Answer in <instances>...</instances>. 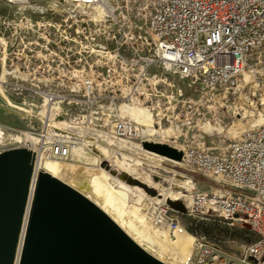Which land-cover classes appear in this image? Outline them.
Segmentation results:
<instances>
[{"label":"built area","instance_id":"built-area-1","mask_svg":"<svg viewBox=\"0 0 264 264\" xmlns=\"http://www.w3.org/2000/svg\"><path fill=\"white\" fill-rule=\"evenodd\" d=\"M31 2L66 15L69 6L95 11L104 4L108 13L95 20L96 33L99 40L104 35V41L114 46L108 50L100 41L95 45L88 41L91 49L81 54L110 64L83 65L81 72L54 64L53 59L60 58L47 48L44 56H29L38 60L30 63L25 53L42 50L33 42L19 46L17 35L25 39L37 24L22 14L15 19L0 14V99L21 112L26 123L24 128L0 124V143L5 141L0 153L26 150L32 154L24 216L32 187L30 216L41 172L35 171L38 153L48 160L71 161L74 152L86 155L91 144L117 141L123 142L118 151L127 152L130 143L142 138L143 129L123 117L120 108L133 102L143 105L153 90L161 95L155 79L164 73L188 80L191 88L202 86L219 94L233 91L246 73L257 80L252 68L264 66V0H120L121 4L117 0L113 4L107 0H0V7L19 11ZM43 32L47 43L50 33L44 26ZM132 51L135 54L129 58ZM56 85L66 90L52 91ZM4 93L14 99V105ZM89 104H94V110L84 107ZM184 156L194 172L215 184L206 191H194L190 214L246 224L254 236L247 244L232 241L235 245L230 250L196 236L189 264H264V126L218 151L201 145ZM149 213L157 226L170 230L179 226L166 205L153 204Z\"/></svg>","mask_w":264,"mask_h":264},{"label":"rangeland","instance_id":"rangeland-1","mask_svg":"<svg viewBox=\"0 0 264 264\" xmlns=\"http://www.w3.org/2000/svg\"><path fill=\"white\" fill-rule=\"evenodd\" d=\"M107 3L113 4L115 0H107ZM117 3L121 4L120 0H117ZM119 4L118 6L120 7ZM122 5H124V3H122ZM41 7L46 8V6H42L40 3L36 4L32 2L23 9H19V11L16 8L8 9L7 7H0V14L8 15L13 19L23 16L37 24L33 28L34 33L30 35L31 37L28 35L27 37L25 36L26 38L24 39L22 34L17 35L16 43L19 46L22 47L24 44L27 45V43L33 42L38 49L41 48L42 50L36 53H25L30 63H36L38 60L32 57L30 58L29 56H44L45 48L52 51L60 58L59 61L56 60L58 58H54V64L61 63L69 65L74 70L80 72L82 71L83 65L97 64L98 66L106 62L97 56L91 55L88 57L81 54L85 48L91 49L88 46V41L90 45H95L100 41L105 44L108 50L112 49L114 46L113 43H106L104 41L106 38L104 35L99 40L96 33L99 25L96 24L93 19V17L96 16L94 10H82L74 6H69L68 14L66 15L62 14L59 9L55 7H51L50 10L49 8L47 10L40 9ZM109 8H111L115 14L114 9L111 6H109ZM78 10L80 11L78 12ZM122 10L125 11V9ZM81 11H83V14H81ZM84 12L91 15L88 16L84 14ZM21 14L22 16H20ZM66 18H68L67 23L64 21ZM105 19L108 20V18ZM107 24L108 23L105 25ZM43 26L48 29L50 33L47 43L43 32ZM18 33H20L19 30ZM21 41H23V43H21ZM13 42L14 41L11 43ZM133 54L135 53L132 51L128 57H133ZM106 63L110 64V62ZM69 70L71 71V69ZM256 71L257 74H255ZM153 73L154 71L152 70L151 74ZM247 74L251 75L250 73ZM252 74L253 76H259H257L255 83H253L255 85L246 86L242 76L237 87L230 93L221 92L219 94H212L202 89V86H197L196 89L193 87L191 88L188 80L180 79L173 73H164L162 76L155 79L158 81L155 85H160L158 90L161 95L155 93L154 90L152 92L150 91L151 96L146 99L143 105L133 102L130 108L123 110L127 116L130 111L138 108V106L147 108L148 111H150L149 113L145 109L148 119H145L146 122L144 125H141L142 129H144L145 137L133 141V144L130 143L132 147H129L127 152H121L124 159H128L132 162L140 160L148 163L151 161V164L160 163L158 166L173 174L157 171L156 175H152V178H157L153 179V181H157V183L165 189L171 187L170 178L172 177H175L176 180L180 179L181 181L189 179L192 182L194 191L198 192L206 191L214 187L215 184L212 181L203 178L189 167L184 155L189 149L201 145L211 147L215 149V151H218L228 143H231L230 141L238 138L240 134H238V130L240 128L248 126L255 121H257L255 122L256 124L264 122V66L257 65L256 68H252ZM148 81H151L150 83L152 84L155 83L153 79H148ZM50 89L59 92L61 90L63 92L66 90L58 85ZM6 95L7 93H4L5 100H9L11 105H14L12 104L14 99L7 98ZM240 98H245L246 101L249 102L245 106L249 111L245 114V118L243 119L236 115L237 113H243V111H235L233 108L236 103H239ZM248 106L250 108H248ZM84 107L94 110V104L85 105ZM22 117L23 114H21V112L8 106V104H5L4 100L0 99L1 125L12 128H24L26 123H24ZM32 121L36 124L35 119ZM2 143H5V141L2 140L0 144ZM1 146L2 145H0V148ZM165 148H169L170 153H166ZM96 151L97 150L94 152ZM78 153L81 154V151ZM88 153L90 152L88 151ZM148 153H150L149 156H146ZM151 154L153 155L151 156ZM86 155L80 157L81 160H79L81 165L85 167L95 168L98 165L103 171L111 174L113 173L110 171L111 168L108 167V165L113 164V168H120L113 162H104L99 165L98 162L95 161L89 164L90 162ZM156 155L159 157L161 156L164 160L154 158ZM156 159L159 160L157 161ZM68 162L75 163L73 160ZM122 163L125 165L124 161L121 162V164ZM148 169L150 168H145L143 171L146 172ZM178 176H183V178ZM121 179L128 182L125 176H122ZM129 183L133 184V182ZM173 191H175V189H173ZM179 191L182 190L179 189ZM148 193V195L154 196L156 191L152 190ZM137 200H139V205H135V207L140 209L141 215L149 217L148 206L144 204L143 198ZM185 201L186 200L183 198H180L176 205L171 206V208L169 207L170 213L176 216L179 221L180 232L183 231V233L191 235L193 238L196 236H205L217 243V245L224 250H230L234 247L235 244H233L232 241L239 242L237 244L241 245L243 243H250L254 240V236L248 231L246 224L241 225L236 222H226L214 216L208 217L190 214V207L185 210L182 209V205L187 204ZM127 207L128 204L123 205L121 207L122 211L124 212ZM130 237L138 244L136 231H134ZM148 241L151 245H155L150 240ZM156 246L159 249L161 248L158 245ZM162 247L166 246L163 245ZM145 250L153 254L148 247H145Z\"/></svg>","mask_w":264,"mask_h":264},{"label":"water","instance_id":"water-1","mask_svg":"<svg viewBox=\"0 0 264 264\" xmlns=\"http://www.w3.org/2000/svg\"><path fill=\"white\" fill-rule=\"evenodd\" d=\"M32 168L29 151L0 153V264L14 263ZM20 264L162 263L87 199L40 172Z\"/></svg>","mask_w":264,"mask_h":264},{"label":"bare ground","instance_id":"bare-ground-1","mask_svg":"<svg viewBox=\"0 0 264 264\" xmlns=\"http://www.w3.org/2000/svg\"><path fill=\"white\" fill-rule=\"evenodd\" d=\"M79 11L80 10H78V12ZM82 12L83 11H81V14H83ZM106 12L108 13L107 8L104 9V4H101L100 7L95 10L96 16L93 15V19L99 20L101 16ZM109 13L111 17L116 16L111 8H109ZM84 14H87L88 16L91 15L85 12ZM243 78L245 82L244 84H246V86L252 85L256 80L255 78L252 79L251 76L247 73L243 75ZM38 79L43 80L40 77H38ZM248 103L249 102H247L245 98H240L239 103H236L233 107L235 111H243V113L236 114L237 116H240L241 119L245 118V114L249 111L247 107L245 108ZM130 106L131 105L121 107V115L131 118L135 123L139 125H144V123L146 122L145 119H148V116H146V111H148V109L138 106V108L130 111L129 115L127 116L126 113L123 112V110L130 108ZM248 108L250 107L248 106ZM148 112L150 113V111ZM255 122H252L248 126L240 128L238 130V134L240 133L238 135V138L230 142H234L240 139L243 133L264 126V122L261 124H256ZM141 134L143 135L142 137H145L144 129L141 131ZM120 147H123V142L119 141L107 142L105 144L99 145L91 144V147H89L88 150L90 153L86 155L87 159L90 162L89 164L95 161H97L99 165L104 162L116 163V165L121 169L115 167L113 168V164L108 165V167L111 168L110 171L113 174L106 173L100 167H98V165L95 168L85 167L81 165V162L79 161L81 160V154L78 152H74L71 157L75 161V163H70L65 158L58 161L48 160L46 159L47 155H45L44 153H38L35 171H41L48 174L58 182L71 188L82 197L87 199L100 211H102L130 239V235H132L134 231H136L138 236V244H136L133 239L131 240L139 248H141L144 252L149 254L157 261L161 262L162 264H189L193 254L194 238L191 235L183 233V231L180 232V225L173 230H170L165 225H155L149 211L153 204L156 203L159 205L163 204L171 208V206H174L178 203L180 198H183L184 200H186L185 202H187V204L182 205V209L185 210L186 208H189L194 193L192 182L189 179L181 181L180 179L176 180L175 177H172L170 178L171 187L165 189L161 187L160 184L157 183V181H153V179L157 178H152V175H156L157 171H162L170 174L171 172H168L167 170L162 169L160 166H158V164L160 163L151 164V161L148 163L142 162L140 160H134L135 162H132L128 159L125 160L121 152L118 151ZM95 150L97 151L94 152ZM149 154L150 153H148V155L146 154V156H149ZM152 155L153 154H151V156ZM154 158L164 160V158L157 155ZM159 159L156 160L158 161ZM123 161L125 162V165H123V163L121 164V162ZM145 168L150 169L146 170L145 172L143 171V169ZM122 176H125L126 179H128V182L122 180ZM178 177L183 178V176ZM129 182H133V184ZM173 189H175V191H173ZM179 189L182 191H179ZM152 190L156 191L155 195H148V192ZM139 198H143L144 204L148 206L149 217L141 215L140 209L135 207V205H139V200H137ZM31 200L32 187L28 196L25 216L23 219V225L20 230L13 264H20L29 220V208ZM125 204H128V207L123 212L121 207ZM148 240L153 242V244L155 245H151ZM156 245L160 246L161 250L157 248ZM163 245L166 247H162ZM145 247H148L154 255L150 252H147L145 250Z\"/></svg>","mask_w":264,"mask_h":264},{"label":"trees","instance_id":"trees-1","mask_svg":"<svg viewBox=\"0 0 264 264\" xmlns=\"http://www.w3.org/2000/svg\"><path fill=\"white\" fill-rule=\"evenodd\" d=\"M165 149H166V151H165L166 153H170L169 148H165Z\"/></svg>","mask_w":264,"mask_h":264}]
</instances>
